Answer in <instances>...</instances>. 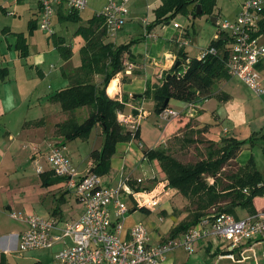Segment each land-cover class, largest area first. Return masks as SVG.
Returning <instances> with one entry per match:
<instances>
[{"label": "crops", "instance_id": "0c3cea01", "mask_svg": "<svg viewBox=\"0 0 264 264\" xmlns=\"http://www.w3.org/2000/svg\"><path fill=\"white\" fill-rule=\"evenodd\" d=\"M217 16L213 12L211 17ZM217 23L216 18L215 26ZM152 31L147 37L153 38ZM187 31L181 33L187 36ZM175 43L176 49L171 42V48L164 53L157 49V43H152L143 52L131 47L134 58L125 60L131 69L116 75L106 88L109 98L119 102L122 98L127 100L119 113L127 116L137 108H142L144 113L134 116L140 144L130 141L116 145L108 175L99 177L101 186H116L127 178L142 179L143 189L153 191V194L159 193L158 209L144 215L133 210L122 220V234H126L134 225L142 224L152 245L161 239L183 235L169 236L174 227L186 220L188 213L184 212L188 201L176 190L166 187L167 182L158 163L144 160L142 150L168 149V141L174 139L176 142L175 138H184L187 134L193 139L212 143L226 138L246 141L233 161V169L236 170L245 166L250 159L255 161L256 166L254 155L248 147L250 139L253 144L264 143V104L252 93L245 96L230 80L217 83L212 97L202 103L191 105L171 100L169 109L177 114L176 118L164 119L155 115L151 100H136L148 85H161L164 76L176 63L177 51L183 49L178 48L177 41ZM183 51L189 58L188 52ZM3 64L5 62L0 60V65ZM34 69L10 70L7 66L0 67V264H54L55 254L69 247L71 241L65 239L49 249L20 253L17 251L19 238L27 229L24 221L30 217L55 220L53 233L58 235L65 223L78 220L83 213V206L66 189L64 179L55 177L46 161L49 151L63 143L55 131L56 125L66 119L60 105L49 102L47 98L68 86V78L75 69L68 71L61 67L60 72H55V85L47 81L49 73L38 67ZM101 80L100 76H96L93 82L100 84ZM76 115L82 121L87 116V110H79ZM93 130L85 141L64 143L65 154L82 176L92 169L90 153L100 150L102 144L100 128ZM172 146L181 150L179 146ZM149 183H154V186L149 188ZM129 204L130 207L127 206L131 209L133 202L129 200ZM253 206L255 214L264 213V197L255 198ZM242 210L245 211L244 217L236 219L251 215L247 210ZM11 214L21 219H13ZM260 245L248 243L228 251L226 244L209 237L195 244L193 254L175 249L165 256L161 264H264V250L257 254Z\"/></svg>", "mask_w": 264, "mask_h": 264}, {"label": "trees", "instance_id": "16d2710c", "mask_svg": "<svg viewBox=\"0 0 264 264\" xmlns=\"http://www.w3.org/2000/svg\"><path fill=\"white\" fill-rule=\"evenodd\" d=\"M217 0H161L160 6L154 10V21L148 24L147 35L157 25L169 23L179 13L187 14L188 7L193 8V16L197 6H200L201 16L211 17ZM59 22L80 21L79 13L74 11L56 14ZM37 27V20H33L31 28ZM74 36L80 37L83 44L78 50L80 65L68 78V86L51 94L47 100L60 105L66 119L56 125V135L62 138V144L75 140L85 141L92 130L99 127L102 144L98 151L90 153L92 169L90 173L103 177L110 171V161L116 151V145L136 141L140 144L139 128L129 131L117 121V114L123 111L126 99L122 101L111 99L106 94L110 81L118 74L124 72L126 59L132 60L131 47L135 42L115 45L107 40L104 19L100 12L87 20L84 26H79ZM256 36L264 39V10L258 23ZM54 38V32L51 35ZM224 38V40H222ZM23 45V39L19 37ZM60 58L67 61L71 51L62 40L53 41ZM227 37H219L210 41L205 50L214 49L216 54H208L203 59L188 58L183 49L177 51V60L170 71L162 79L161 85L147 86L145 92L138 99L151 100L154 103L153 113L161 115L169 109L171 100L196 105L212 97V88L220 81L230 80L225 69L227 57ZM24 47V46H23ZM20 57H27L22 51ZM188 60V63L186 61ZM264 67V61L260 69ZM101 77V83L95 84L93 79ZM86 109L87 116L80 121L76 113ZM171 118H176L171 117ZM179 147L204 145V157L194 164H184L172 153L164 148L142 150L143 159L148 162H157L160 172L167 182L166 187L176 190L194 210L187 215L186 220L179 223L170 231V237H175L195 226L202 218H209L218 213L230 214L238 206L255 214L253 200L264 197V181L255 168L252 159L236 170L224 175L223 184L219 179L226 168H234L236 159L246 141L222 139L219 143L203 141L190 137L175 138ZM253 145L252 140L248 141ZM180 147V148H181ZM186 151V150H185ZM231 164H233L231 167ZM231 207V209L229 208ZM143 214L150 210L135 208Z\"/></svg>", "mask_w": 264, "mask_h": 264}, {"label": "built area", "instance_id": "2783aa9c", "mask_svg": "<svg viewBox=\"0 0 264 264\" xmlns=\"http://www.w3.org/2000/svg\"><path fill=\"white\" fill-rule=\"evenodd\" d=\"M17 3L28 0H14ZM37 6V27L43 33L52 35L53 21L59 10L81 13L88 6L87 0H30ZM134 0H104L100 12L109 38H114L126 23L128 5ZM264 0H240V11L233 21L217 23L215 39L227 37V75L243 83L257 96L264 94V78L260 64L264 61V42L256 36ZM145 28L149 24L143 21ZM178 30L179 26L173 25ZM182 34V33H181ZM183 35V34H182ZM185 36V35H183ZM178 48L189 45L183 37L176 39ZM208 54H216L214 49L202 50L198 59ZM188 63V60L186 61ZM127 64V69L131 66ZM143 114L142 108L136 109ZM167 119L177 116L172 110L161 115ZM118 123L134 131L137 127L132 114H117ZM46 161L55 177L64 179L67 190L71 191L83 206V213L76 221L65 223L55 235L56 221L37 217L27 218V229L19 238L17 251L45 250L65 239L71 241L69 247L54 256V264H161L167 254L182 249L187 254L195 252V244L204 238L226 244L228 251L240 246L264 243V213L236 219L226 213H218L202 218L195 226L178 238L161 239L150 244V237L142 224H136L123 233L122 220L130 213L123 202H133V207L152 211L159 206V193L142 188V179H124L116 186H101L98 176L88 173L80 175L64 152V148L53 147ZM40 172V171H38ZM112 216L114 218H112ZM13 219H21L11 214ZM114 219V220H113Z\"/></svg>", "mask_w": 264, "mask_h": 264}, {"label": "rangeland", "instance_id": "374dc122", "mask_svg": "<svg viewBox=\"0 0 264 264\" xmlns=\"http://www.w3.org/2000/svg\"><path fill=\"white\" fill-rule=\"evenodd\" d=\"M87 1V8L79 13V22H59L56 17L54 18V38L56 40L64 41V44L68 46L71 51L70 59L64 62L61 60L58 51L54 47V38H51V35L43 33L38 27L30 29L33 20L38 19L37 6L34 2L28 0L17 3L14 0H0V60L5 62V64L0 65V67L7 66L10 70H28L31 67L33 69L38 67L45 73H49L50 78H47V81L50 82V85H55V72H60L61 67H64V69H67L68 71L79 67L80 57L78 50L83 42L80 37L74 36V32L79 26H84L88 19L99 13L104 5V0ZM160 4L161 0L132 1L128 5L129 14L126 23L114 38L108 37L107 40L117 46L129 42H135L132 44V47L136 50L139 49L141 52L150 48L152 43H157V49L161 53H164L171 48V42L176 49L175 41L182 36L184 41L186 40L185 42L188 43L190 40L188 47L185 46L183 49L188 52L191 58H196L199 55L200 50L207 48L210 41L213 40V36L216 33V26L210 22L209 16L198 15L193 19V8L188 7L187 14H176L172 20L169 21L168 26H163L164 24H161L153 28V38L151 36L147 37L143 21L146 20L151 24L154 21L153 12L160 6ZM239 10L240 0H217L214 7V13H217L218 16L216 18L219 23L233 21ZM174 24L179 26L178 30L173 28ZM184 30H188L187 36L180 34ZM19 37L23 39V45L21 44ZM260 41L264 42V39L260 38ZM22 51L26 52L27 57L23 58L19 56ZM124 66V71H126L127 64L124 63ZM261 70V76L264 78V67ZM34 74H36V72H34ZM59 75L61 77V74ZM230 82H232L235 85V88L245 96L252 93L239 81L231 78ZM215 89L216 88L213 87L212 91ZM256 97L260 98L261 102L264 104V95H256ZM93 134L95 135L94 130ZM168 142L169 146L167 151L170 153L173 151L172 154L184 164H194L204 157V145H192L191 147L185 148L180 146L181 150H177L172 145L178 147V142H174V139H171ZM248 147L256 160L255 167L264 181V143L257 142V144H249ZM232 165L233 164H231V167H233ZM230 171H233V168H226V171L222 173L223 175L221 179H219L220 185L225 183L223 181L224 175L228 172L230 173ZM157 181L158 180L156 179L155 184ZM152 186H154V183L148 184L149 188ZM123 202L130 207L127 199H124ZM158 208L159 207L155 209ZM193 210L194 206L188 204L184 213L189 214ZM137 213L144 215L141 212ZM230 215L235 218H242L245 215V211L236 206ZM260 244L261 245L257 248V254H260L262 250H264V243Z\"/></svg>", "mask_w": 264, "mask_h": 264}, {"label": "water", "instance_id": "95a60500", "mask_svg": "<svg viewBox=\"0 0 264 264\" xmlns=\"http://www.w3.org/2000/svg\"><path fill=\"white\" fill-rule=\"evenodd\" d=\"M200 14H201L200 6H197L195 15H200ZM194 18H195V17H193V19H194ZM210 22H211L213 25H215V24H216V18L211 17V18H210ZM222 40H224V38H222ZM177 64H178V63H176V66H177ZM137 114H138L137 111H136V110H133L132 115H133V116H136ZM229 208L231 209V207H229Z\"/></svg>", "mask_w": 264, "mask_h": 264}]
</instances>
